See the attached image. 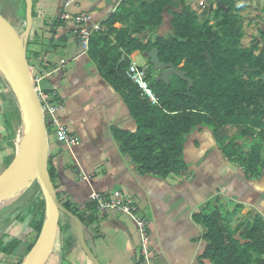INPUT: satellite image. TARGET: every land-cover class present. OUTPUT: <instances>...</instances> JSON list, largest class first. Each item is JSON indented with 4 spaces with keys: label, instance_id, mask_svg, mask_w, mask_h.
Returning a JSON list of instances; mask_svg holds the SVG:
<instances>
[{
    "label": "crops",
    "instance_id": "obj_1",
    "mask_svg": "<svg viewBox=\"0 0 264 264\" xmlns=\"http://www.w3.org/2000/svg\"><path fill=\"white\" fill-rule=\"evenodd\" d=\"M33 1L36 41L30 48L31 69L43 78L42 90L65 102L58 117L78 142L73 148L60 143L56 129L49 125V159L57 193L62 202L94 218L84 227L85 235L101 264H139L140 234L136 224L120 212L91 210L94 204L89 197L94 192L112 199L113 193L121 190L132 200L139 216L150 225L154 264H212L204 256L206 230L197 221V216L209 208L217 209L232 230L241 224L243 230L255 218L264 220V175L258 180L247 179L243 169L224 156L208 128L195 131L185 144V162L192 174L187 180L142 176L121 152L114 130L135 132L136 123L120 94L104 80L97 64L82 48L77 28L65 23L63 15L87 13L91 18L89 26L99 24L105 29L123 0H78L68 8L67 0ZM172 1L178 5L180 0ZM182 1L201 21L211 19V24L215 23V12L221 8L219 0ZM236 2L243 8L242 43L249 47L264 33V0L260 4ZM176 12H182V7L165 10L164 23L155 31L158 36L174 35L172 21ZM123 27L122 23L115 25L117 29ZM111 39L114 41V37ZM139 56L149 59L147 54L135 52L131 62H137ZM15 121L20 125L22 117L0 74V175L11 166L20 149L22 130L17 129ZM228 129L234 131L227 133L230 137L242 132ZM62 224L57 243L54 239L42 264H92L79 245L76 225L72 227L66 220ZM20 232L16 231L15 236ZM26 249L23 245L12 255L0 253V264H21Z\"/></svg>",
    "mask_w": 264,
    "mask_h": 264
},
{
    "label": "trees",
    "instance_id": "obj_2",
    "mask_svg": "<svg viewBox=\"0 0 264 264\" xmlns=\"http://www.w3.org/2000/svg\"><path fill=\"white\" fill-rule=\"evenodd\" d=\"M219 3L221 8L215 12V23L211 24V19L201 21L182 0L178 5L172 0H123L107 20L104 32L90 41L89 57L104 80L120 94L136 123L135 132L115 129L114 135L121 144V152L142 176L190 179L185 144L200 128L212 131L224 156L241 167L247 179L258 180L264 175V47L261 46L264 33L245 47L240 16L243 8L237 7L236 0ZM171 6L182 7V12L173 13L174 35L160 37L155 31L163 25V14ZM118 23L125 27L115 28ZM147 33L148 37L142 41ZM35 41L34 33L28 44L31 67L30 48ZM153 49L159 50L162 63L174 64L194 82L188 91L189 83L176 75L170 77L169 85L152 80L148 72L153 66L148 59L147 77L159 105L144 97L127 76L130 57L135 52L147 54ZM124 54L126 59L121 63ZM228 127L242 132L230 137ZM49 172L54 183L50 159ZM55 188L58 190L56 185ZM30 190L31 201L24 207H18V203L3 217L1 254L12 255L23 245L29 253L40 236L46 205L37 184ZM59 201L81 219L84 227L94 222L93 217L87 218L69 203L60 198ZM89 208L96 211L95 205ZM22 211L25 212L14 220ZM197 221L206 230L204 256L212 264H264L263 219H253L243 230V224L232 230L217 209L209 208L197 216ZM19 226L25 228L15 236Z\"/></svg>",
    "mask_w": 264,
    "mask_h": 264
},
{
    "label": "water",
    "instance_id": "obj_3",
    "mask_svg": "<svg viewBox=\"0 0 264 264\" xmlns=\"http://www.w3.org/2000/svg\"><path fill=\"white\" fill-rule=\"evenodd\" d=\"M247 3H261V0H241ZM25 24L21 35L0 13V74L10 88L22 114L23 129L19 152L11 166L0 175V211L16 203L35 184L39 186L46 213L40 236L24 258L22 264H42L53 243L61 214L69 217L76 225L80 246L92 264H101L89 247L84 224L81 219L66 209L59 201L58 193L49 172L50 144L48 126L42 104L37 95L33 72L28 60V44L34 34V1L25 0ZM153 70L160 75L157 81L170 84V76L176 75L189 83L188 91L194 82L184 71L174 64L162 63L159 50L147 53ZM126 55L122 56L123 63ZM120 63V64H121ZM23 214V211L15 220Z\"/></svg>",
    "mask_w": 264,
    "mask_h": 264
},
{
    "label": "built area",
    "instance_id": "obj_4",
    "mask_svg": "<svg viewBox=\"0 0 264 264\" xmlns=\"http://www.w3.org/2000/svg\"><path fill=\"white\" fill-rule=\"evenodd\" d=\"M77 1L67 0L65 8L70 7ZM63 19L65 23L73 24L77 28L81 46L86 52L89 50L91 39L95 35L104 32V28L99 24L89 26L91 18L87 13L73 15L65 12ZM147 72L148 68H141L137 62L132 61L129 65L127 76L138 86L144 97L150 99L153 105H159V98L150 87ZM33 78L47 126L51 125L56 129V135L60 143L67 145L69 148L76 147L78 145L77 139L70 134L66 125L58 117V114L65 108V102L57 100L56 94H48L41 89L40 84L43 78L40 75L34 73ZM89 200L95 205L98 212L117 211L131 219L136 224L140 234L139 264H154V252L149 232L150 225L139 216L138 209L131 199H127L121 190H116L112 199H105L100 193L94 192L90 195Z\"/></svg>",
    "mask_w": 264,
    "mask_h": 264
},
{
    "label": "rangeland",
    "instance_id": "obj_5",
    "mask_svg": "<svg viewBox=\"0 0 264 264\" xmlns=\"http://www.w3.org/2000/svg\"><path fill=\"white\" fill-rule=\"evenodd\" d=\"M25 6H26L25 0H0V13L2 14V16L5 19H7L15 27V29L21 35L24 32V24H25V20H26V17H25L26 7ZM34 15L36 16L35 13H34ZM34 20H35V17H34ZM248 35H249V33H248ZM247 43H249V41H247ZM244 46H245V44H244ZM136 61H137L138 65H140L141 68H148V66L150 68L149 61L146 60V58L144 56L137 57L136 58ZM33 74H34V72H33ZM148 74L151 75L152 80L153 79H157L158 76H159V73H157L153 69L152 70H149ZM14 101H15V104H16L17 108L19 109L15 97H14ZM19 112H20V110H19ZM21 116H22V114H21ZM15 124L17 126V129L19 128L18 130H22L23 129V120H22V123L21 124L19 123L20 125L17 124V121H15ZM231 132H234V131L231 130V129H228L227 130V133H231ZM54 184L55 185L57 184L56 181H54ZM27 192L16 203H14L13 205H11L9 207H6L5 209H3L0 212V227L2 225L3 217H5V215H7L10 210L13 211V209L15 208V205H17L18 203H20L18 205V207H24L25 205H27L31 201V198H32L31 197L32 196L31 195V190H28ZM60 200H61V198H60ZM24 212L25 211H23V213ZM15 218H14V220H15ZM64 220L70 222L72 224V227H74V225H75V223L69 217H67L64 214H61L60 215V218H59V226L57 228V231H56V234H55V237H54L55 243H57L56 240L58 239V237H59V235L61 233V230L60 229L62 228V225H63L62 223H63ZM24 228H25L24 226H19V227L16 228L15 231H17V232L21 231L22 232L24 230ZM4 240H7V237H5ZM76 243H77V241H76ZM27 253H28V250L26 249L25 250V257L29 254V253L28 254ZM24 258H22V259L24 260ZM23 260H22V262H23Z\"/></svg>",
    "mask_w": 264,
    "mask_h": 264
},
{
    "label": "bare ground",
    "instance_id": "obj_6",
    "mask_svg": "<svg viewBox=\"0 0 264 264\" xmlns=\"http://www.w3.org/2000/svg\"><path fill=\"white\" fill-rule=\"evenodd\" d=\"M241 143V142H240ZM1 212V211H0ZM17 239V238H16ZM18 241V240H17Z\"/></svg>",
    "mask_w": 264,
    "mask_h": 264
},
{
    "label": "flooded vegetation",
    "instance_id": "obj_7",
    "mask_svg": "<svg viewBox=\"0 0 264 264\" xmlns=\"http://www.w3.org/2000/svg\"><path fill=\"white\" fill-rule=\"evenodd\" d=\"M159 75H160V74H159ZM171 76H172V75H171ZM171 76H170V77H171Z\"/></svg>",
    "mask_w": 264,
    "mask_h": 264
}]
</instances>
